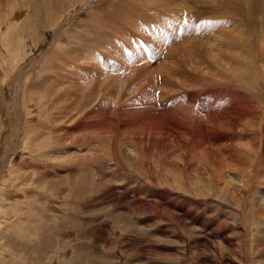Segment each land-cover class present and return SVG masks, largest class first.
<instances>
[{
	"label": "rangeland",
	"instance_id": "rangeland-1",
	"mask_svg": "<svg viewBox=\"0 0 264 264\" xmlns=\"http://www.w3.org/2000/svg\"><path fill=\"white\" fill-rule=\"evenodd\" d=\"M262 37L264 0H0V264H264Z\"/></svg>",
	"mask_w": 264,
	"mask_h": 264
},
{
	"label": "bare ground",
	"instance_id": "bare-ground-1",
	"mask_svg": "<svg viewBox=\"0 0 264 264\" xmlns=\"http://www.w3.org/2000/svg\"><path fill=\"white\" fill-rule=\"evenodd\" d=\"M128 7H129V6H128ZM124 9H125V8H124ZM123 12H125V11H123ZM185 32H186V31H185ZM260 32H261V31H260ZM103 37H104V36H103ZM244 38H245V37H244ZM262 39H264V37H262ZM252 41H253V40H252ZM90 42H91V41H90ZM88 45H89V44H88ZM197 49H198V48H197ZM78 51H79V50H78ZM195 53H196V52H195ZM70 55H71V54H70ZM73 55H75V54H73ZM200 56H201V54H200ZM98 86H99V85H98ZM80 90H81V89H80ZM80 93H81V92H80ZM102 93H103V92H102ZM83 94H85V93H83ZM85 95H86V94H85ZM85 97H86V96H85ZM87 98H89V97H87ZM88 100H89V99H88ZM87 103H89V101H88V102L86 101V102L84 103L85 106L87 105ZM93 105H94V104H93ZM93 105H92V106H93ZM101 105H102V104H101ZM102 107H103V106H102ZM94 108L98 109V108H100V106H99V107L95 106V107H93L92 109H89L90 112H89V111H88V112L91 113V112L94 110ZM81 111H82V110H81ZM84 112H85V111H84ZM89 113H88V114H89ZM84 114H85V113H84ZM83 117H84V115H83ZM85 117H86V115H85ZM263 117H264V116H263ZM89 118H90V117H89ZM123 118H124V117H123ZM189 122H190V121H189ZM211 122H212V121H211ZM248 122H249V121H248ZM190 124H191V123H190ZM227 125H228V124H227ZM153 126L155 127V125H153ZM178 126H179V125H178ZM220 129H221V128H220ZM175 130H177V129H175ZM175 130H174V131H175ZM184 130H185V129H184ZM200 133H201V132H200ZM212 133H213V131H212ZM212 133H210V134H212ZM192 134H193V133H192ZM201 134H202V133H201ZM201 134H200V135H201ZM204 134H206V133H204ZM207 134H209V133H207ZM200 135L197 134V137H201ZM192 136H193V135H192ZM192 136L189 138L190 140H192V138H193ZM197 137H196V138H197ZM186 138H187V137H186ZM196 138H194V139H196ZM202 138H203V137H202ZM199 139H200V138H199ZM120 140H121V139H120ZM196 140L199 142L198 139H196ZM201 140H202V139H201ZM128 142H129V141H128ZM130 149H131V148H130ZM126 154H128V153L126 152ZM125 156H126V155H125ZM63 157H64V156H63ZM196 169H197V168L195 167V170H196ZM198 169H199V167H198ZM198 169H197V170H198ZM201 171H202V170H201ZM205 172H206V171H205ZM206 174H207V173H206ZM243 176H244V175H243ZM212 177H213V176H212ZM218 177H219V175H218ZM213 178H214V177H213ZM228 178H232V177L228 176ZM210 179H211V178H210ZM233 180H234V179H233ZM221 183H222V182H221ZM226 184H227V183H226ZM246 184H247V183H246ZM219 190H220V189H219ZM227 194H228V193H227ZM259 195H260V194H259ZM237 196H238V195H237ZM238 198H239V197H238ZM259 199H260V201H259ZM259 199H258V202H259L260 206L262 207V206L264 205V195L261 194ZM239 202H240V201H239ZM236 204H237V203H236ZM259 204H258V205H259ZM240 205H241V204H240ZM261 207H260V210H263ZM258 208H259V207H258ZM166 210H167V209H166ZM167 212H168V211H167ZM259 212H260V211H259ZM171 214H172V213H171ZM260 216H261V215H260ZM263 216H264V215H263ZM261 217H262V216H261ZM259 219H260V221H261V219L263 220L264 217H263V218H259ZM261 222H262V221H261ZM263 223H264V222H263ZM182 224H183V223H182ZM261 224H262V223H261ZM184 225H185V224H184ZM197 229H198V228H197ZM95 262H96V261H95Z\"/></svg>",
	"mask_w": 264,
	"mask_h": 264
}]
</instances>
